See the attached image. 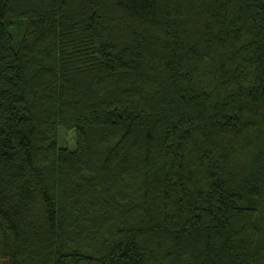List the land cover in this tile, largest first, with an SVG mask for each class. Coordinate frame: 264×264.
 <instances>
[{
	"label": "trees",
	"instance_id": "obj_1",
	"mask_svg": "<svg viewBox=\"0 0 264 264\" xmlns=\"http://www.w3.org/2000/svg\"><path fill=\"white\" fill-rule=\"evenodd\" d=\"M0 261L264 264V0H0Z\"/></svg>",
	"mask_w": 264,
	"mask_h": 264
},
{
	"label": "rangeland",
	"instance_id": "obj_2",
	"mask_svg": "<svg viewBox=\"0 0 264 264\" xmlns=\"http://www.w3.org/2000/svg\"><path fill=\"white\" fill-rule=\"evenodd\" d=\"M61 136V141H64L65 135L62 133L60 134ZM74 146V139H73V135H71V137L69 138V147H73ZM0 264H7L5 262L0 261Z\"/></svg>",
	"mask_w": 264,
	"mask_h": 264
}]
</instances>
